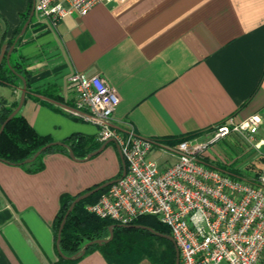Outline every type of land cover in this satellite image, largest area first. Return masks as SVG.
Segmentation results:
<instances>
[{
  "label": "crops",
  "instance_id": "obj_1",
  "mask_svg": "<svg viewBox=\"0 0 264 264\" xmlns=\"http://www.w3.org/2000/svg\"><path fill=\"white\" fill-rule=\"evenodd\" d=\"M30 6L0 0V69ZM10 60L29 74L19 116L53 141L98 140V127L74 111L75 72L100 75L117 90L115 123L167 144L205 140L217 126L255 114L259 130L264 125V0H123L57 24L34 16ZM22 87L20 77L0 78V112L3 103L15 107ZM150 157L161 165L169 159L158 150ZM214 160L208 153L209 164L227 171ZM41 162L32 171L36 165L0 160V264H60L54 225L62 195L123 168L113 142L88 160L51 150ZM73 264L116 263L96 247Z\"/></svg>",
  "mask_w": 264,
  "mask_h": 264
},
{
  "label": "built area",
  "instance_id": "obj_2",
  "mask_svg": "<svg viewBox=\"0 0 264 264\" xmlns=\"http://www.w3.org/2000/svg\"><path fill=\"white\" fill-rule=\"evenodd\" d=\"M121 1L35 0V15L57 24L96 4ZM70 81L74 111L98 127L100 142L115 139L126 162L125 176L87 205L90 213L124 225L155 216L171 230L181 264H262L264 171L258 184L206 161L209 149L234 131L252 143L262 123L259 114L219 125L205 140L191 137L168 145L115 123L120 97L100 75L75 72ZM155 150L169 156L164 165L150 157Z\"/></svg>",
  "mask_w": 264,
  "mask_h": 264
},
{
  "label": "trees",
  "instance_id": "obj_3",
  "mask_svg": "<svg viewBox=\"0 0 264 264\" xmlns=\"http://www.w3.org/2000/svg\"><path fill=\"white\" fill-rule=\"evenodd\" d=\"M31 7L32 0L30 9L24 17V23L29 17ZM21 29L18 31L14 40L10 41L8 49L14 43ZM10 63L14 71L9 67L8 61H4L0 69V78L8 80L10 77H20L19 74H21L26 78L28 88V72L20 64H13L11 60ZM17 105L18 103L13 108H6L5 104H2V109L0 112V126L7 119L10 113L17 107ZM188 138H191V136L183 137L176 142H180ZM91 141L92 140L90 137H83L79 134H74L68 137L63 142L70 145L71 149L74 151L75 156L78 159H84L89 153L99 149L104 143L100 142L99 140L93 143H91ZM50 142H53V140L47 137L39 136L33 129V127L24 118L19 116L18 113L6 125L3 133L0 134V160L10 164H18L23 166L36 165L35 169H31L33 171L42 169L43 163L41 162V157L47 151L60 150L66 152L69 155V149L66 146L55 145L42 152L34 161L28 163L25 162L27 159L32 158L39 149ZM88 145L89 147L86 148V146ZM223 167L229 170V172L233 173L234 175L244 174L239 167H227L226 165H223ZM247 169L248 171L245 175H252L253 178L257 179H259L264 171L263 167L255 168L254 166H248ZM121 173L118 175V177L121 176ZM108 187L92 194L85 200L79 202L74 207L73 211L68 216L64 229L62 231V251L68 256L74 255L79 252L88 241L109 237V227L113 224H116L114 228V237L109 243L103 245L95 244L89 247L87 252L96 247H100L104 250L106 257L116 264H139L141 258H130V255L132 256L134 254H142L144 256H147L151 260L152 264H175V245L168 239L156 236L145 229L127 228L120 226L119 223L113 220L99 218L87 210V205L94 203L98 199L100 194L107 190ZM77 195L63 194L61 197V207L56 216L54 225L56 239L60 224L64 219L69 206ZM132 224H142L150 226L156 231L171 234V230L169 229V227L161 223L155 216L140 217ZM149 240L160 242V244L164 247L161 253L158 254L156 251L153 252L149 249H146L145 242ZM79 259L70 260L64 259L60 256L59 262L60 264H73Z\"/></svg>",
  "mask_w": 264,
  "mask_h": 264
},
{
  "label": "water",
  "instance_id": "obj_4",
  "mask_svg": "<svg viewBox=\"0 0 264 264\" xmlns=\"http://www.w3.org/2000/svg\"><path fill=\"white\" fill-rule=\"evenodd\" d=\"M34 16H35V0H32V7H31V11H30L29 17H28L27 21L24 23V25H23L20 33L16 37L14 43L11 45V47L8 50V53H7V61H8V65H9V67L11 69H12V65L10 63L11 54L14 51V48H15L17 42L19 41L20 37H22L26 33V31H27V29H28V27H29L32 19L34 18ZM12 70L14 71V69H12ZM19 76H20V78L23 81V87H22L21 97H20V100L18 102L17 107L10 113V115L7 117V119L0 126V134L3 133L6 125L10 122V120L20 112V110H21V108L24 105L25 100H26V95H27V80H26V78L23 75L19 74ZM112 142L116 145V147L118 149V152H119V155H120L121 160H122L123 168H122L121 176L120 177H117V178H113V179H108L105 182H103V183H101L99 185H96L95 187H93L91 189H88V190H86L83 193L78 194L76 196V198L72 201L71 205L69 206V208H68V210H67V212L65 214L64 219L62 220V222L60 224L59 231H58V234H57V239H56V247H57L58 254L62 258H64V259H70V260L79 259V258H81L87 252V250H88L89 247H91V246H93L95 244L103 245V244L109 243L113 239V237H114V228H115L116 224H113V225H111L109 227V230H110L109 237L88 241L81 248V250L79 252H77L76 254H74V255L68 256L61 249L62 231L64 229L66 220H67L68 216L70 215V213L73 211L74 207L79 202H81L82 200H85L86 198H88L92 194H94V193H96V192H98V191H100V190H102V189H104V188H106V187L114 184L115 182L119 181L123 176H125V174H126V162L124 160V157H123V154L121 152L120 146L118 145L117 141L112 138V139H109V140L105 141L103 143V145L99 149H97V150L89 153L86 158H84V159H78L75 156V153L71 149L70 145L64 143L63 141H53V142H50V143L44 145L41 149H39L35 153V155L32 158H29V159H27L25 161L26 163L34 161L42 152L46 151L48 148H51L52 146H55V145H63V146H66L69 149V156L72 159H74V160H77V161L88 160V159H91L93 156H95V155L99 154L100 152H102L105 149V147L109 143H112ZM120 226L127 227V228H140V229H145V230L150 231L151 233H153L156 236H159V237H163V238L168 239L169 241H171L175 245V250H176V260H175V264H181V261H180V251H179V248L176 245V242H175L174 237L171 234H167V233H162V232L156 231L154 228H152L150 226L142 225V224H128V225L120 224Z\"/></svg>",
  "mask_w": 264,
  "mask_h": 264
},
{
  "label": "rangeland",
  "instance_id": "obj_5",
  "mask_svg": "<svg viewBox=\"0 0 264 264\" xmlns=\"http://www.w3.org/2000/svg\"><path fill=\"white\" fill-rule=\"evenodd\" d=\"M36 16V15H35ZM254 141L249 142L242 135H232L226 136L219 140L215 145L209 149V154L212 159H215L220 165H226L227 167H239L245 175L248 171V166H254L255 168L263 167L264 168V145L259 148L254 145L255 141L264 139V125L260 128L259 132L254 135ZM168 145H174L168 143ZM222 168V167H221ZM229 171V170H227ZM250 171V170H249ZM247 177V176H246ZM252 177V175H249ZM248 178V177H247ZM252 179L251 181L260 184L257 178H248ZM146 249L150 251L161 253L163 246L158 241L149 240L145 242ZM131 259L141 258L140 262L148 261L152 264L151 260L142 254L130 255Z\"/></svg>",
  "mask_w": 264,
  "mask_h": 264
}]
</instances>
